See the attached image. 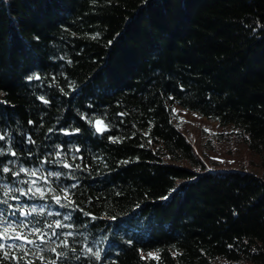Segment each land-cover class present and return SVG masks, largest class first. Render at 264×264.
<instances>
[{"label": "trees", "instance_id": "16d2710c", "mask_svg": "<svg viewBox=\"0 0 264 264\" xmlns=\"http://www.w3.org/2000/svg\"><path fill=\"white\" fill-rule=\"evenodd\" d=\"M174 106L232 128L264 174V0H0V211L47 234L25 248L56 264H264V177L208 167Z\"/></svg>", "mask_w": 264, "mask_h": 264}, {"label": "snow or ice", "instance_id": "6c2138e0", "mask_svg": "<svg viewBox=\"0 0 264 264\" xmlns=\"http://www.w3.org/2000/svg\"><path fill=\"white\" fill-rule=\"evenodd\" d=\"M40 79L38 75L34 77H29V79ZM40 99H43L41 97ZM45 103H48L47 100L44 101ZM173 113L176 112V109L172 110ZM118 115H125L124 113H119ZM29 123H32L29 121ZM93 127L95 128V132L99 134H103L106 131H109V124L105 122L103 118H95L91 121ZM75 132H79V129H75ZM205 131H210L208 129H205ZM66 134H71L66 132ZM110 140H113L114 142H119L118 138L115 137H109ZM5 140L4 135H0V141ZM151 141H149L150 143ZM0 151H3V149H0ZM76 151H80L79 148L76 149ZM59 155V152L56 153ZM12 156H16L17 153L15 151L11 152ZM215 159V157H214ZM65 168L70 167L68 163H64L63 165ZM78 167V165H77ZM3 172L8 173L10 172V168L7 166L3 167ZM21 172H26L27 169L21 168ZM18 175V173H16ZM32 176H36V172H31ZM53 175L59 176V173H54ZM33 186L35 185V181H32ZM74 187V186H73ZM16 192L20 193L21 195H24L25 192L22 189H15ZM51 191V190H50ZM13 192V189L7 186H3V194L5 197H10L11 199H18L16 196H11L10 194ZM27 192L35 194H39L41 196L44 195L43 190L40 188H35V191L33 192V187H29L27 189ZM63 195H55L52 197V199L57 203L60 204L61 200L65 201V207L69 204H74L75 202L70 198L68 192L66 190H62ZM0 203L7 204V199L0 201ZM9 208H12V205H8ZM35 211V209H33ZM19 213L21 216H27L28 213L25 212L23 209L19 210ZM10 216H15V212H12L9 214ZM9 215H6L4 211H0V264H8L9 261L12 262V264H35V261L30 259L31 256H36V259L41 262V264H56V261H48L43 255L40 253L43 251L42 248H37L36 250L33 249H26L25 245H33L36 244V241L39 240L40 244L45 243V236L46 233L43 232L42 228H33L30 233H25L23 229L27 228V225L20 221L19 223L15 219H9ZM65 220L70 219V216H65ZM64 225L60 220L55 221L54 225L49 224L48 227L52 228H62ZM52 235H56V233H52ZM68 235H71L69 233ZM30 237H36V239H32ZM8 241H19V243H8ZM64 246L67 247V242H64ZM14 250L18 252L19 254H15ZM51 251L55 252L56 249L53 248ZM89 252L92 251L91 248L88 249ZM59 257H63L66 255V253H58ZM97 259L100 257V253L97 252L96 254ZM142 258H144L143 253L141 254ZM148 258H156L154 253L149 252L147 254Z\"/></svg>", "mask_w": 264, "mask_h": 264}, {"label": "rangeland", "instance_id": "374dc122", "mask_svg": "<svg viewBox=\"0 0 264 264\" xmlns=\"http://www.w3.org/2000/svg\"><path fill=\"white\" fill-rule=\"evenodd\" d=\"M173 109H176L173 121L177 128L185 135L195 152L201 153L202 150L205 152L208 167L212 162L214 169L241 170L242 167H247V171L252 174L264 177L260 168L255 165L257 158L247 151L242 142L231 138L232 128L219 127L216 122L177 106Z\"/></svg>", "mask_w": 264, "mask_h": 264}]
</instances>
